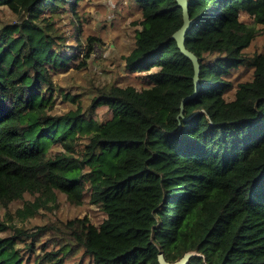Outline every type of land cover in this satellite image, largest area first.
I'll return each instance as SVG.
<instances>
[{"label":"trees","instance_id":"1","mask_svg":"<svg viewBox=\"0 0 264 264\" xmlns=\"http://www.w3.org/2000/svg\"><path fill=\"white\" fill-rule=\"evenodd\" d=\"M134 1L142 28L127 69H158L147 74L149 86H103L94 100L93 108L106 104L113 113L85 146L86 160L106 152L116 157L113 169L92 185V202L104 218L94 223L74 217L33 232L0 219V233L14 229L0 234V264H62L79 247L94 264H160V251L175 261L192 250L202 255L187 264H264V46L253 47L255 29L248 24L251 18L264 23V0H190L194 21L185 40L200 60V87L186 101L183 117L181 101L195 83L193 63L172 37L183 23L182 7L177 0ZM77 4L0 0L22 17L18 27L0 29L4 205L27 192L48 201L62 193L79 199L89 177L76 176L73 157L47 150L57 141L71 147L87 117L49 114L54 87L52 81L43 86L52 69L69 66L77 55L79 30L70 28L68 45L74 47L64 50L53 27L55 15L71 13ZM36 21L45 22L43 29H33ZM95 42L90 36L81 66ZM57 129L62 132L55 135ZM44 229L54 234L57 249L43 244L39 253L38 232ZM18 240L24 251L15 248Z\"/></svg>","mask_w":264,"mask_h":264},{"label":"rangeland","instance_id":"2","mask_svg":"<svg viewBox=\"0 0 264 264\" xmlns=\"http://www.w3.org/2000/svg\"><path fill=\"white\" fill-rule=\"evenodd\" d=\"M44 15H50L48 9L44 10ZM142 18L141 8L134 0H78L75 10L71 13L55 15L53 27L57 28V34H61L60 41L65 44L63 49L74 47L68 45L71 43L68 37L72 26L79 30V44H76L74 51L77 55L69 61V66L52 69V72L45 77L44 88L49 86V81H52L54 87L51 91L52 106H48L47 111L52 115L68 114L67 117L71 118L77 116L76 113L87 117L80 123L81 126L76 128L70 141L71 147L67 148L62 142L57 141L49 145L47 150L52 155L64 153L73 157L79 165L76 176L81 177L85 174L89 177L86 179L79 199L70 198L62 193L54 201H48L38 192H27L6 205L0 203L1 220L7 221L13 227H23L33 232L51 224L60 227L62 223L74 217L86 216L94 223H99L104 218L100 206L92 202V185L113 169L116 157L113 152H106L96 159L93 157L86 160L88 149L85 146L90 142V137L103 128L113 115L106 104L93 108L99 88L111 85L121 87L132 85L140 89L151 84L147 74L158 69V66L137 72L127 69V57L136 47L138 31L142 28ZM20 23H22L21 16L6 5H0V29L16 28ZM35 23L33 29L37 31L43 29L45 25L44 21ZM248 24L255 29L253 47L262 48L264 23H255L251 18ZM29 29L32 30V28ZM90 36L96 38L94 50L86 65L81 66V62L85 60ZM10 62L11 60L8 59L7 67ZM23 70L22 67L19 68L20 72ZM29 121L32 120L29 119ZM61 132L62 129L53 130L55 135ZM28 207L33 211L32 215L26 213ZM13 227L0 234H14ZM38 233L37 252L43 253L41 247L43 244L48 249H57L53 243L56 238L51 231L44 229ZM26 247L24 241L18 240L15 244V248L23 251ZM27 264L33 263L27 262ZM42 264L51 263L46 261ZM62 264H94V262L84 254L83 248L79 247L72 252H67Z\"/></svg>","mask_w":264,"mask_h":264},{"label":"water","instance_id":"3","mask_svg":"<svg viewBox=\"0 0 264 264\" xmlns=\"http://www.w3.org/2000/svg\"><path fill=\"white\" fill-rule=\"evenodd\" d=\"M189 2L190 0H177L178 6L182 7V15H183V23L181 27H179L172 35V37L176 40L177 46L179 47L181 53L186 55L193 63L194 67V83H195V91L185 97H183L181 101V110L178 114V117L184 116V107L187 100L194 97L199 90L200 83H199V74H200V60L199 57L186 46V32L192 25L194 19L191 18L189 13ZM202 255L196 250L186 251L179 259L175 261H169L165 257L163 251L158 253V261L160 264H187L192 256Z\"/></svg>","mask_w":264,"mask_h":264}]
</instances>
